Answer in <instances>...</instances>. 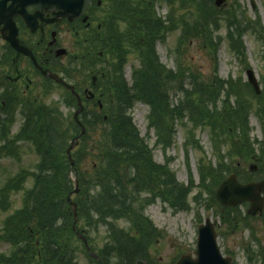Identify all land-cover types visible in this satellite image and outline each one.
Returning <instances> with one entry per match:
<instances>
[{"label":"trees","instance_id":"trees-1","mask_svg":"<svg viewBox=\"0 0 264 264\" xmlns=\"http://www.w3.org/2000/svg\"><path fill=\"white\" fill-rule=\"evenodd\" d=\"M162 1L169 4L174 1H181L183 4L185 1L195 3L201 18L195 38L202 49L213 50L210 41L219 38L211 37L206 30L209 25L207 20L210 18L206 9L212 0ZM102 2V13L99 15L101 27L97 30L90 48L93 47L94 53L95 47L99 46L109 53L112 60L102 71L103 76L100 75L104 105L92 121H86V124L90 122V126L82 136L84 142L91 140V143L85 144L76 152L80 190L74 197L78 219L80 226L88 232H98L100 226L105 227L104 242L97 250L102 260L117 255L121 264H134L139 258L151 263L148 249L153 242L155 229L147 219L137 215L139 211L135 193L139 189H147L152 193L153 199L159 194L170 206L180 210L188 206L185 200L188 186L179 184L171 172H160L161 167L152 160L146 141L139 135L132 121L130 110L133 103L141 101L150 104L152 120L149 126H158L160 122L166 126L169 116L172 121L183 110L188 112V119L195 125L211 128L222 120L225 125L227 123L229 130L240 128L245 133L247 125L244 111L248 112L249 109H239V97L237 107H233V119L228 117L226 121L222 114L227 112V107L222 108L223 112L217 110L216 101L220 94L212 89L216 86L215 80H219L215 77L210 85H206L192 76L194 84L191 83L190 90L182 88L183 80L169 82L176 73L159 63L155 53L157 40H162L166 33L163 19L153 9L156 0ZM232 8L225 39L229 42L230 50L241 60L239 53H243L242 44H238V40L242 31L235 29L237 26L234 19L239 18L237 23L241 25L247 21L242 20L244 12H237L234 4ZM128 52H134L140 61L138 67L132 68L130 83L120 73V67ZM186 54L184 53V58ZM94 58L96 61L100 60L96 55ZM110 71H113V76H110ZM146 78L147 81H144ZM176 90L182 91L183 97L172 113L169 109V93ZM0 112L6 115L0 120V138H5L11 122V117L7 114L10 111L5 112V107L0 106ZM103 113L107 114L106 119H103ZM235 114H239L236 119ZM46 118L43 112H40L37 123L28 118L18 134L21 139L34 144L41 159L35 170L29 173L33 177L32 186L22 188L21 206L8 214L0 226V239L10 247L8 252H0V264H76V247L73 242H78L79 239L71 227L72 213L66 201V196L73 187L69 176L72 169L66 167L67 158L62 154L66 139L60 136L59 124L52 126L49 118ZM98 121L102 123V127L99 123L96 124ZM223 123L221 122V129ZM156 135L158 144H169L163 131L156 132ZM187 140L189 141L188 138ZM1 149L4 150L3 155L15 154V150H11L7 144ZM88 159L91 161L90 165L87 164ZM26 172L22 170L16 178L10 177L0 184V208L3 210L8 207L10 190L21 189ZM162 187L165 188L163 191ZM194 199L199 201L197 197ZM141 201L145 206L147 200ZM120 219H127L132 227L129 230L122 229L116 224ZM35 234H38V239L34 241L32 236ZM89 240L94 239L90 237Z\"/></svg>","mask_w":264,"mask_h":264},{"label":"rangeland","instance_id":"rangeland-1","mask_svg":"<svg viewBox=\"0 0 264 264\" xmlns=\"http://www.w3.org/2000/svg\"><path fill=\"white\" fill-rule=\"evenodd\" d=\"M225 1L226 5L223 7H216L211 2L208 3L206 9L207 14L210 15L209 20H207L209 25L206 26V30L211 37L219 38L210 41L211 48L215 52L212 51L217 59L216 71L211 54L197 45L195 37H197L196 34L199 32V21L201 18L198 16L199 12L196 4L192 1H185L183 6L179 1H176L172 4L174 7L173 10H171L172 5L165 4L162 0H158V3L155 4L156 13L161 17L167 14L169 22V28L164 30V33L167 30L164 38L160 41L158 40L155 44L156 57L159 63H162L166 69H170L173 73L180 70L174 78L183 80L181 81L183 83V89L187 88V90H190L191 83L194 84L188 74L183 73L186 70H189L190 75H193L195 78L203 80V84L206 85H210L212 75L217 71L219 77L214 75L215 79H236V86L235 84H218L212 87L214 92L221 94L218 96L217 110L222 112L224 111L222 110L224 106H229V109H231L232 103H235L236 106L239 96L241 100H244L242 92H245L247 87L244 90L239 87L241 85L243 86L245 82V72L247 69H252L258 78L261 100L264 102V0ZM252 2L255 4L254 10L252 9ZM232 4H234L237 12H244L242 20L247 21L241 25L237 23L239 18L234 19L237 26L235 29L242 31L241 38L238 40V44L239 42L242 44L243 53H239L241 60L236 54L230 51L229 42L225 39L228 17L233 10ZM99 11L100 8L96 9L94 15L99 16ZM173 19L175 20L173 21ZM165 25L167 26L168 24ZM92 29L94 30V28L87 30L86 34H90V31H93ZM182 30L184 35L179 45L177 38ZM61 37L64 47L71 54L70 60H66L67 69L74 70L77 73L73 78L67 77L71 83H77L82 87L84 85L83 82L90 84L89 71L95 69L96 66H98L99 71L105 69L106 64L104 61H106V57L112 60V57L105 50L104 52L102 51L103 55L101 56V52L100 57H98L100 60L96 61L93 59L90 61L92 59L91 56L81 58L82 51L74 42L72 32H64ZM235 39L237 38L235 37ZM192 40L194 44H192ZM1 45L2 41L0 39ZM95 48L101 49L99 46ZM74 53H78L77 59L73 57ZM184 53H188L186 60H182L185 59L182 58ZM113 63H115L114 60ZM139 65L140 61L135 53L128 52L120 67V73L123 79L125 78L127 82L132 81V67H138ZM110 72V76H113V71ZM187 80L191 82L188 83ZM144 81H147V78ZM97 83L100 85V79ZM39 91L38 89L37 92ZM15 92L24 95L20 89ZM177 95L179 93L170 96L169 109L172 113L173 109L177 108ZM6 100L8 101L10 99L7 98ZM69 100L71 101L70 95L64 89L53 83L48 84L47 89H42L38 98V101L42 105L41 107L45 106L47 112H44L40 108L38 111L43 112L49 118L52 126L58 123L60 136L62 139H66L63 142L66 146L63 148L62 154H65V149L68 147L70 140L79 133V128L72 121L74 108L70 106L72 104ZM22 110L28 111L25 104ZM22 110L19 106L13 112V118L9 126L10 134L8 133L9 135L6 136L10 138V141H15V148L13 150L16 149L17 154L15 156H7L5 153L3 155L4 150H0V184L21 168L33 169L38 159L30 141L26 142L25 139L15 137V132L26 124L24 117L22 118ZM251 110L256 114L255 108ZM262 110L264 112V109ZM38 111L28 116L33 120V123L38 122L40 114ZM148 111L149 107L145 103L140 101L134 102L130 110L133 123L141 137L146 138L145 140L151 149L156 165H161L164 171L171 172L179 184L188 186L185 196L188 206L186 209L180 210H176L175 207L170 206V203L160 198L159 194L153 199L152 194L147 189L139 192V200L146 199L147 202L145 206H143V203H139V201L136 202V205L141 208L138 209L139 212L137 215L142 219H147L151 223L152 228L155 229L153 242L148 249V259L151 262H156L155 264L158 262V264H170L181 252H189L195 247L197 225L203 222L205 217H210L215 224L218 233L217 241L221 250L223 252L229 250L230 254L234 256L233 262L237 264H264V247L259 246V243L257 244L258 240L264 245V212L256 218H245L246 206L244 205L237 207L235 210H231L230 213H228L229 211L221 212V209L217 205L214 206V191L219 183L218 181L225 176L232 172L236 173L238 170L243 181L246 178L254 179L263 175L264 142L259 141L262 138L264 139V127L260 126L258 121L259 116L254 115L251 111L249 114V111H244L245 114H248L245 124L247 125L246 128L248 129L249 136V140L244 141L241 136L244 129L239 128L233 132L229 130L226 123L230 114L228 112L222 114L223 118L226 119V125L221 120L218 121L220 123L210 128L208 126L195 125L192 120L188 119V112H184L183 110L179 112V115L174 116L172 121H170L171 118L169 116L167 119L169 121L166 123V126H164L165 123L161 122L158 126H147L149 123L147 118ZM86 114L91 119L93 118L89 110ZM86 114H81L78 118L81 120L84 117L89 118ZM41 119L42 121L44 120L43 118ZM70 119L73 124L67 122ZM221 122L223 123L222 129ZM85 126L87 128L90 124L87 122ZM62 131H65V133ZM158 131H163L165 138L169 139L167 146L155 144L156 132ZM91 136L90 138H92ZM186 137L189 139L187 142H185ZM75 141L78 142L71 153L74 166L77 169L78 160L76 159V152L81 150L85 144L90 145L91 140H86V143L80 137H76ZM5 144L6 140H1L0 138V148H4ZM256 162L259 163L258 172H249L250 165ZM61 164L63 165L64 163L62 162ZM65 164L66 167H69L67 160H65ZM87 164H91L90 159L87 160ZM219 165L221 166L217 170H206L207 168H216ZM75 173L76 171L72 172V176ZM219 176H221V179L216 181ZM32 183L33 181L29 176L22 181L21 189L10 190L7 200L8 212L21 205L22 188H29ZM164 189V187L161 188L162 191ZM195 197L199 201H195ZM75 199L73 197L74 201ZM6 213L0 209V225ZM116 223L124 230H129L132 227V223L127 219L117 220ZM79 228L81 231L83 230L80 225ZM105 233L104 226H100L98 232H85L87 237L90 236L94 239L89 242L92 245L91 248L93 251L102 244ZM82 234L84 233L82 232ZM32 239L34 241L37 240L38 234L33 235ZM73 245L76 247L74 261L77 264H95L89 261L81 243L74 241ZM246 246H250V251H253L252 253L250 252L251 255L249 254L251 257L250 263H248V256L244 251ZM8 247L7 244H3L0 241V251H7ZM116 261L117 259L112 258V261H108V263L114 264ZM118 263L121 264L119 257Z\"/></svg>","mask_w":264,"mask_h":264},{"label":"flooded vegetation","instance_id":"flooded-vegetation-1","mask_svg":"<svg viewBox=\"0 0 264 264\" xmlns=\"http://www.w3.org/2000/svg\"><path fill=\"white\" fill-rule=\"evenodd\" d=\"M0 1H4V17L0 23L3 33V36L2 33L0 35L2 41L0 86L9 98L15 97L18 94L15 91L20 89L24 94H18L21 98L37 101L43 87L51 83L47 75L49 71L58 72L62 76L67 73L65 72L67 52L66 55L56 54L58 48H65L61 36L64 32H72L74 42L79 43L82 36L81 25L88 28L90 24H85L81 19L69 22L58 17L56 10L43 9L35 3L29 4L23 15H12L13 23L9 19L11 0ZM10 39L15 40L20 47H13ZM86 90L84 87L82 93L85 99L92 102L93 98L85 95ZM256 163L259 169V163ZM237 173L241 176L239 170Z\"/></svg>","mask_w":264,"mask_h":264},{"label":"water","instance_id":"water-1","mask_svg":"<svg viewBox=\"0 0 264 264\" xmlns=\"http://www.w3.org/2000/svg\"><path fill=\"white\" fill-rule=\"evenodd\" d=\"M224 0H215L216 5H220ZM90 0H12L10 6L11 16L15 13H22L25 11V7L31 3H37L44 9H58L57 14L62 17H67L69 20L80 17L85 7ZM254 7V5H253ZM2 5L0 4V19L2 18ZM85 19V18H84ZM60 49L58 53H62ZM248 79L253 84L256 92H258V84L254 77V73L251 69L247 70ZM57 82H60L66 88L70 89L77 97L78 95L74 92L73 86L64 82L63 79L58 77L56 74H49ZM78 97V104H80ZM79 108L74 113L76 119ZM82 131H84L82 129ZM73 148L72 144L67 148V153L71 160L70 150ZM78 191L77 180H74V189L68 194L67 200L72 207L74 214V224L76 222V203L71 200V195ZM261 192H264V179L257 182H248L246 184L239 183L234 175H230L221 181L218 188L216 189V198L219 202L225 206H234L243 201H250V206L247 209L248 213L256 214L261 211L264 205L263 197ZM78 234V232H77ZM80 235V234H78ZM84 239V238H83ZM85 240V239H84ZM136 264H147L143 260H136ZM174 264H230L229 257H223L219 247L216 243V233L213 229L212 223L209 218L205 219V224L198 226V236L196 248L188 254H183Z\"/></svg>","mask_w":264,"mask_h":264}]
</instances>
